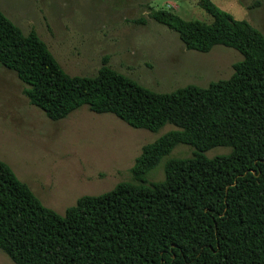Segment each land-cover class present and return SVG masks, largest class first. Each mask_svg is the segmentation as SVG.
<instances>
[{
    "label": "trees",
    "instance_id": "trees-1",
    "mask_svg": "<svg viewBox=\"0 0 264 264\" xmlns=\"http://www.w3.org/2000/svg\"><path fill=\"white\" fill-rule=\"evenodd\" d=\"M211 22L153 10L186 50L215 45L242 59L206 87L151 91L107 65L69 76L34 30L23 34L0 11V65L25 85L29 104L52 120L81 106L134 129H174L141 148L131 182L82 196L63 216L42 205L0 160V251L14 264H264V36L211 0ZM178 144L194 149L168 159L163 180L147 173ZM228 147L226 155L204 152Z\"/></svg>",
    "mask_w": 264,
    "mask_h": 264
},
{
    "label": "rangeland",
    "instance_id": "rangeland-1",
    "mask_svg": "<svg viewBox=\"0 0 264 264\" xmlns=\"http://www.w3.org/2000/svg\"><path fill=\"white\" fill-rule=\"evenodd\" d=\"M211 2L264 36V0ZM160 9L211 22L199 0H0V11L23 34L34 30L69 76H94L103 57L110 68L157 93L188 84L206 87L232 74V65L242 59L237 51L222 45L207 53L186 50L174 31L150 19ZM24 87L0 65V160L60 216L82 196L131 182L130 168L141 148L174 129L169 124L155 132L134 129L86 106L52 121L29 104ZM230 150L214 147L203 154L213 158ZM193 152L188 145H176L147 173L148 183L163 180L168 159ZM0 264L14 263L0 251Z\"/></svg>",
    "mask_w": 264,
    "mask_h": 264
}]
</instances>
